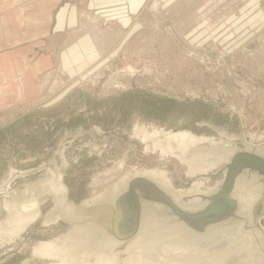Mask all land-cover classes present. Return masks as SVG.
<instances>
[{"label":"rangeland","instance_id":"1","mask_svg":"<svg viewBox=\"0 0 264 264\" xmlns=\"http://www.w3.org/2000/svg\"><path fill=\"white\" fill-rule=\"evenodd\" d=\"M72 1L82 23L70 39L79 45L85 38L93 57L73 64V73L58 62L32 81L26 70L25 84H41V91L0 111V264H60L41 245L74 254L67 251L77 243L65 241L74 227L72 207L95 197L100 202L88 207L112 206L104 199L136 171L163 172L176 190L203 181L201 190L211 194L232 154L264 158V0ZM184 132L201 139L169 138ZM193 157L196 166L187 161ZM200 159L204 166L197 167ZM238 180V194L248 190L256 198L248 213L223 225L240 232L230 241L246 263L264 260V176L245 169ZM26 193L25 211L39 213L19 233L16 204L24 205ZM156 203L144 236L180 222ZM185 228L196 237L210 230ZM130 241L114 247L119 264L128 257V264H140V251H125ZM212 257L223 255L214 251L196 264Z\"/></svg>","mask_w":264,"mask_h":264},{"label":"bare ground","instance_id":"2","mask_svg":"<svg viewBox=\"0 0 264 264\" xmlns=\"http://www.w3.org/2000/svg\"><path fill=\"white\" fill-rule=\"evenodd\" d=\"M186 137L197 140L201 139L187 132L169 135L170 139L177 140ZM229 159L230 157H228V160ZM187 161L190 163V165L196 166V157H193L191 160L187 159ZM199 162L201 164H199V166L197 167H200L201 165L204 166L203 159H200ZM201 171H207V168H204ZM196 173L197 172H195V170L193 169H189L187 172L189 176H194L196 175ZM136 176L148 178L149 180L154 182L160 189L171 196V198L180 207L186 208L188 210H196L197 208L202 207L203 202L199 198V196H196V198L192 197L193 199H190L187 202H182L181 199L184 197V195L195 193L198 195L199 193L209 192V190H201L203 181L195 180L192 185L186 190H176L173 186H171L172 184L169 183L163 172L153 171L147 173L136 171L130 176H125L121 183H119L118 186H115L114 191H111V193H109L110 197L105 198L104 200L110 202L113 206L114 201L116 200V196L127 190L129 181ZM239 184L240 180H237L235 190L232 195L237 198L239 202V213L243 215L249 212L256 198V195L254 196L252 192H247L248 190L238 194L237 187ZM27 195L28 198L23 201L24 205L16 204L18 209L14 216V219H21L23 221L17 228L19 233L35 218L36 214L39 213L38 211H35L34 214H32L33 212L25 211V205L30 201L31 198L29 193H26V196ZM16 200L19 201L17 198ZM97 202H100L99 198L97 200V198L95 197L89 200H85L81 204H75L72 207L70 214L68 215L70 217L69 219L74 223V227L72 228L70 234L66 236L65 241L77 243L76 248L67 251V253L74 254H72L71 256H64V254L62 255L60 253V248L58 249V247L55 246L56 243L52 242H48L46 244L43 243L41 245L42 251L46 252L47 256L61 259L60 264H119L121 261H123L119 259V253L115 252L114 248L120 245V239L118 240L113 235L108 233L106 231V228L102 225L103 223L105 226H107L108 220H111L110 215L106 211V208L103 210L95 211V213L98 214L93 213V211L89 212L88 210V208L93 209L94 206H96L92 205L93 207H88L89 204ZM156 204V202H142L141 227L139 229V232L137 233L136 238L131 239L130 243H128L125 248V251L128 252V256L132 255L135 251L141 252L139 259L140 264H157L158 261H166V259L170 255L173 257L171 264H196L197 260L206 259V254H212L214 251L215 253L217 251H220L223 257L217 260L212 257V261H210V264H264V260L262 259H257L251 263L245 262L246 254L244 252H241L240 248H237L236 245L230 241V236L237 238L238 233L240 232H238L235 227L229 228L223 225L226 221H222L220 223V225H222L221 227H218L221 229L220 232L212 231L213 226H209L207 228V230L210 229L209 232L207 234L204 233L200 237L198 235L197 237L193 236L192 234H190L189 230H185V225L182 222L174 223V226L168 229L157 230L147 236L142 235V232H140V230L144 229L145 223L147 224L148 221H151L155 218L153 216L155 211L154 207ZM5 205L6 208H10V202H7ZM167 218L169 219V217ZM182 227H184L185 229H182ZM155 239L157 241H155ZM188 239H190L191 241L184 242ZM240 239L241 237L236 240ZM2 241H5V239H3ZM148 243L149 245L147 247L146 245ZM109 248L110 250H107ZM93 257L96 258L95 263L92 262ZM129 259L130 257L125 259L124 262H127L126 264H128ZM71 260L74 262H72Z\"/></svg>","mask_w":264,"mask_h":264},{"label":"crops","instance_id":"3","mask_svg":"<svg viewBox=\"0 0 264 264\" xmlns=\"http://www.w3.org/2000/svg\"><path fill=\"white\" fill-rule=\"evenodd\" d=\"M92 5L101 6L99 2ZM76 11L77 1L72 0H0V76L4 74L0 85L5 99H16L32 90L24 81L26 70L50 72L59 62L73 73V64L82 65L93 57L85 38L79 45L70 39L82 23L76 20ZM8 52L16 54L9 58Z\"/></svg>","mask_w":264,"mask_h":264},{"label":"water","instance_id":"4","mask_svg":"<svg viewBox=\"0 0 264 264\" xmlns=\"http://www.w3.org/2000/svg\"><path fill=\"white\" fill-rule=\"evenodd\" d=\"M40 46H43V44H40ZM3 47L4 45L2 48ZM25 50H28V48ZM14 54H16V52H8V57L11 58ZM44 71H46V69L34 70L31 72V81L38 75L45 73ZM2 78L4 79V74L0 76V82ZM26 82L32 86L31 94L24 93L23 95H19L16 99H5L2 94L3 86L0 85V111L7 110L14 105L24 102L27 97L35 93L34 91H41V84L37 85L27 80ZM245 169L257 171L260 175L264 176V158L256 153L248 151H239L232 154L224 168L216 173L224 174V179L216 192L211 194H191L183 197L184 201L187 202L193 199L192 197L196 198V196H199L203 205L196 210H188L180 207L171 196L160 189L154 182L142 176H136L129 181L127 190L116 197L113 206L102 205L96 206L93 209L88 208V210L89 212L93 211V213H95L97 210L106 208L111 220H108L107 226L103 223L102 225L106 228L108 233L113 235L116 239H120L121 242L134 238L139 232L142 216V202H140V199L142 198L144 202L166 204L171 208V213L175 215L180 222L184 223V225L197 232H204L209 226L227 221L228 218H236L237 215L235 213H239V202L232 193L235 190L239 175ZM216 174L207 175L201 173L200 176L210 177ZM191 184L192 181H189L187 185L190 186ZM136 189H138L139 192L136 191Z\"/></svg>","mask_w":264,"mask_h":264},{"label":"flooded vegetation","instance_id":"5","mask_svg":"<svg viewBox=\"0 0 264 264\" xmlns=\"http://www.w3.org/2000/svg\"><path fill=\"white\" fill-rule=\"evenodd\" d=\"M119 167H124V161H121V162L119 163Z\"/></svg>","mask_w":264,"mask_h":264}]
</instances>
